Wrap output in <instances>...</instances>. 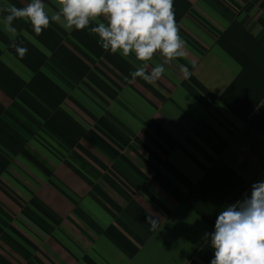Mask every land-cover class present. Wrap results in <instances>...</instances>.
<instances>
[{"label":"crops","instance_id":"1","mask_svg":"<svg viewBox=\"0 0 264 264\" xmlns=\"http://www.w3.org/2000/svg\"><path fill=\"white\" fill-rule=\"evenodd\" d=\"M30 2L0 0V264H210L264 180V0H173L185 55L155 83L90 28L13 38Z\"/></svg>","mask_w":264,"mask_h":264},{"label":"clouds","instance_id":"2","mask_svg":"<svg viewBox=\"0 0 264 264\" xmlns=\"http://www.w3.org/2000/svg\"><path fill=\"white\" fill-rule=\"evenodd\" d=\"M57 4V11L46 10L42 0H31L22 8L6 5L5 31L14 38L17 30L12 22L16 19L30 22L37 36L53 22L69 32L90 28L103 50L119 53L133 65V79L139 77L147 83H155L165 73L163 64L147 70L156 53L165 63L185 55L186 42L179 35L173 0H57ZM12 46L21 56L27 53L14 39ZM181 70L187 74L185 66ZM147 222L153 230L159 224L152 217ZM205 236H210L214 251L210 264H264V180L252 185L250 197L224 207L214 231Z\"/></svg>","mask_w":264,"mask_h":264}]
</instances>
